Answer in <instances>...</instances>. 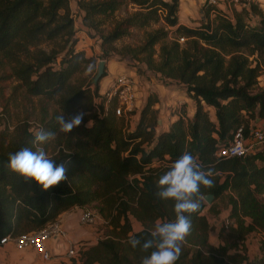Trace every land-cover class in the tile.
<instances>
[{
	"label": "trees",
	"instance_id": "16d2710c",
	"mask_svg": "<svg viewBox=\"0 0 264 264\" xmlns=\"http://www.w3.org/2000/svg\"><path fill=\"white\" fill-rule=\"evenodd\" d=\"M177 2L76 1L83 12L81 24L99 39V58L127 60L138 74L141 64L160 82L179 85L194 101L190 119L177 116L166 131H156L151 108L155 97L147 96L134 127L126 130L121 125L132 111L117 118L114 102L109 110H104L103 102L95 103L97 86L69 81L81 63L90 60L66 44L74 23L69 0H0V54L11 64L5 77H12L27 96H42L56 104L52 111L42 105L39 118L21 119L10 130L6 123L0 131V237L38 230L65 210L93 204L110 229L81 247L78 257L67 264H141L148 253L132 248L127 240L132 235L148 238L157 219H174L173 202L156 196L155 181L188 152L213 172L214 186H202L201 193L211 194L213 200L224 198L238 230L256 229L261 236L258 254L250 259L229 256L225 246L208 245L209 224L203 212L214 207L206 209L203 200L198 212L189 215L191 230L176 264H264V153L255 149L242 156L216 155L236 128L241 127L245 136L256 118L264 122V88L257 84L264 67V13L250 5L229 16L204 1L197 26L178 25L172 32L184 37L182 43L174 37L168 40L167 30L158 26L145 31L135 45L114 46L130 28L149 26L160 17L166 26H174ZM128 4L135 10L113 19L103 31L104 21ZM249 13L257 16L255 23ZM58 38L65 40L59 50L39 46ZM79 112L86 113L82 123L48 154L57 165H64L66 180L44 190L9 170V153L32 148L35 131H55L57 114L71 118ZM130 217L141 229L131 230ZM246 218L249 224L243 225Z\"/></svg>",
	"mask_w": 264,
	"mask_h": 264
},
{
	"label": "rangeland",
	"instance_id": "374dc122",
	"mask_svg": "<svg viewBox=\"0 0 264 264\" xmlns=\"http://www.w3.org/2000/svg\"><path fill=\"white\" fill-rule=\"evenodd\" d=\"M223 2L225 6L222 8L229 16H231L232 10H235V8L236 10H240L242 8L249 9L250 5H255L257 7L255 2L249 4L246 7H237L232 5L226 6V0H223ZM133 10H135V8L129 4L121 6L114 12V16L112 18L106 19L101 25V27L104 29L103 31H106L111 26L113 19L120 18L121 16L125 15L126 13L132 12ZM79 25L80 24L76 20H74L73 35L66 42V44L67 46L73 44L72 48L75 51H80L77 49L82 48L84 56L90 58V60L86 63H81L79 69L70 76L69 81L74 84L88 85L93 89L95 86H98V84H100L101 80L104 79L100 78H102L103 74L105 73L103 69V74L96 81V84L93 85L91 83V79L96 71V62L101 59L105 61H107V59H113L111 58L113 56L107 59L99 58L100 50L98 48V44L96 43V38L94 39V37H97L96 32L86 27L88 29V31H86V35L89 37L88 38L86 37V35L81 34L77 31L76 28H78ZM158 26L164 27L167 32L169 31L162 18L160 17L157 23H151L149 26L143 28H130L127 35H124L115 40L113 44L118 49L126 44L135 45L141 41L145 31H150ZM166 38L170 40L168 38V35ZM64 41V38H58L51 42L43 43L39 46L43 49L53 47L59 50L61 46L64 45ZM154 47L155 50H157L158 44H155ZM89 54L91 55L89 56ZM10 66L11 64L0 54V131L4 129L6 123H8V128L10 130L11 126L21 119H24L26 117L39 118L42 114V105L46 106L47 111H52V109L56 108V104L55 102H53V100H47L42 96H27L22 88L16 87V81L12 77H5L10 71ZM89 67L92 68L91 72L87 71ZM130 67H123L125 70H123L122 72L128 73V71H131V69H129ZM131 75L135 80L136 100L135 107L132 110L133 113L127 116L125 120L123 119L121 126L125 127L126 130H131L134 127L138 110L144 104L147 96L155 97L157 100L151 105V108L154 111L153 120L156 126V131L161 130L160 123L163 121L167 122L171 118V116H181L184 120L191 118H189L188 116H190L192 110L194 111V101L187 97V95L184 93V90L179 85L167 80L160 83L159 79L157 77H152L151 73L147 72L145 74L144 69L139 74L136 72ZM158 85H161L160 88L162 89L158 88ZM107 88L108 85L107 87H100V91H98V97L94 100L96 104L103 102V108L104 106H107L109 110V106H111V103H115V100L111 99L109 102H105L104 94ZM183 98H188V101L184 100ZM191 105L193 106V109ZM208 112H210L209 114L212 117V111L208 110ZM59 114L63 115L65 119H69L68 115L66 116L62 113ZM186 114H188V116H186ZM116 116L118 118L120 115ZM66 137L67 133H57L55 139L46 144L45 150L47 154L55 150L57 145L63 144V141L66 139ZM255 147L262 148V150H264V145H257ZM204 203L207 205L206 209L210 204L214 207L212 212H207L205 210L203 212L209 224V231L207 232L206 237L208 245L225 246L227 248V254L229 256H244L250 259L258 254L259 241L261 236L260 233L256 229H250L244 233L238 230V225L228 216L229 210L224 198H218L215 200H213L212 198L210 202L207 203L204 201ZM93 206L94 205L92 204L91 206L86 208L94 212L98 216V219L94 222V224L91 225L81 226L80 224H78V228L82 229L83 233L86 232V236L82 238H71L75 243H80L82 247L88 245V243H93L98 237H101L103 233H106V231L110 229V226L106 228L102 217L99 216V214L95 210V207ZM56 219L58 220V217ZM225 220H228L231 223H225ZM247 224H249V220L246 218L243 225ZM53 257L56 256H51L49 260L43 261L31 250H27L22 253L17 252L13 248H11L10 245L0 246V264H50ZM57 257L59 258L56 261V264H67L70 261L69 257L64 253H62L61 255H57Z\"/></svg>",
	"mask_w": 264,
	"mask_h": 264
},
{
	"label": "clouds",
	"instance_id": "9594fccd",
	"mask_svg": "<svg viewBox=\"0 0 264 264\" xmlns=\"http://www.w3.org/2000/svg\"><path fill=\"white\" fill-rule=\"evenodd\" d=\"M88 72L92 68L87 69ZM84 112H79L69 119L57 114L56 131L37 130L33 133V147H24L15 153H9L7 167L25 179L34 180L44 190L66 180V169L63 164L57 165L55 159L48 156L43 145L54 140L57 133H69L80 125ZM213 172L206 170L197 158L188 152L171 162L168 170L155 181L156 196L162 201L173 202L174 219L161 221L157 219L148 230V238L141 240L136 235L128 238L132 248H139L148 253L141 258V264H176L181 254V244L189 235L191 221L189 215L198 212L205 198L201 187L212 188ZM187 214V215H186ZM149 250H151L149 252Z\"/></svg>",
	"mask_w": 264,
	"mask_h": 264
},
{
	"label": "built area",
	"instance_id": "2783aa9c",
	"mask_svg": "<svg viewBox=\"0 0 264 264\" xmlns=\"http://www.w3.org/2000/svg\"><path fill=\"white\" fill-rule=\"evenodd\" d=\"M208 4L215 5V0H206ZM256 0H226L228 5L237 7H246ZM175 38L179 43L184 41V37L180 35H171L169 39ZM105 102L111 99L115 100L113 112L115 115H126L135 107L136 92L135 80L131 74L122 72L112 78L106 92ZM107 110V106H104ZM257 145H264V131L260 128H250L248 134L244 136L241 127L234 130L229 143L216 151L217 156L233 157L242 156L254 149ZM98 219V216L87 208H82L77 216L80 225H91ZM225 223H231L225 220ZM60 239L64 244V254L69 259H76L82 245L75 243L66 234L65 229L59 220H54L45 224L38 230L20 233L17 235L5 234L0 237V246L11 245L17 251L31 250L41 260L47 261L52 254L47 249L49 240Z\"/></svg>",
	"mask_w": 264,
	"mask_h": 264
},
{
	"label": "crops",
	"instance_id": "0c3cea01",
	"mask_svg": "<svg viewBox=\"0 0 264 264\" xmlns=\"http://www.w3.org/2000/svg\"><path fill=\"white\" fill-rule=\"evenodd\" d=\"M76 1L77 0H69V9H70V12L74 15V18H75L74 20H76L80 24L78 26V28H76L77 31L80 32L81 34L86 35V31H88V29L86 27H83L81 22H80L83 12L81 9H79L77 7ZM204 1H206V0H178L177 10H176V24L174 26H167V28L169 29L168 34H167L168 38H169V36H171L175 27L178 25H182V26H186V27H195L199 24V20L201 17L200 8H201L202 4L204 3ZM255 3L257 5L258 9H260L264 13V0H256ZM227 5L228 4L226 3V6ZM214 6L217 9L226 13L222 8L225 6L223 0H215ZM235 10H236V8H235ZM249 18H250V21L252 23H255V21L257 20V16L252 14V13H249ZM86 37H88V36L86 35ZM95 38H96V43L98 44V48L100 50L99 39L97 37H94V39ZM76 42H77V40H76ZM76 42H75V45H76ZM75 45H74V47H75ZM94 49H95V47H94ZM77 50L83 51L82 48H78ZM94 52H95V50H94ZM90 55L91 54H89V56ZM126 66L130 67L127 60H118L115 57H113V59H107V61H105V64H104L105 73L102 76V78H100V79H103V78L104 79L101 80L100 84H98L97 93H98V91H100L99 90L100 87H103V86L107 87V85L109 86L112 78L115 77L117 74L121 73L123 70H125L123 67L126 68ZM139 66L141 67V69H144L145 74L147 72L151 73L149 70H146L143 65L140 64ZM129 69H131V71H128V73H131V74L136 73L133 66H131ZM152 75H153L152 77H154V76L157 77V74H152ZM257 84H258V86L264 88V67L262 68V72L260 73V75L257 78ZM158 86H159L158 88L161 87V85H158ZM160 89H162V88H160ZM183 99L188 101V98H183ZM192 109H193V106H192ZM191 114H193V110L191 111ZM191 114H190V116H188V114H186V116H188L190 118L192 116ZM176 117L177 116H171V118L167 122H164V121L161 122L160 123L161 124V126H160L161 131H166L169 123L171 121H173ZM251 126L253 128L257 127V128L264 130V122L260 121L257 118L253 122L250 123V127ZM255 149H262V148L255 147L253 150H255ZM250 151H252V150H250ZM262 151L264 153V150H262ZM81 209L82 208L75 206V207H72L68 210L61 212L58 216V220L61 222V225L65 229L66 234L68 235L69 238H82V237L86 236L85 235L86 232L83 233L82 229L78 228L79 223L77 220V216H78ZM228 210H229V207H228ZM129 220L131 223V230L132 231H137V230L141 229V225L139 224L138 221H136L132 217H130ZM88 244H90V243H88ZM46 246H47V249L50 250V253L52 254V256H56V257H53L50 264H56V261L59 258V257H57V255H61L62 253H64V247L65 246L63 244V241H61L60 239H54V240L52 239V240H49L47 242ZM10 247L12 248L11 245H10ZM17 252L23 253L25 251H17Z\"/></svg>",
	"mask_w": 264,
	"mask_h": 264
},
{
	"label": "water",
	"instance_id": "95a60500",
	"mask_svg": "<svg viewBox=\"0 0 264 264\" xmlns=\"http://www.w3.org/2000/svg\"><path fill=\"white\" fill-rule=\"evenodd\" d=\"M104 64H105V61L103 59L101 60H98L96 62V71H95V74L93 75L92 79H91V83L93 85L96 84V81L102 76L103 74V69H104ZM204 201L205 202H210V200L212 199V195L211 194H205L204 195Z\"/></svg>",
	"mask_w": 264,
	"mask_h": 264
}]
</instances>
